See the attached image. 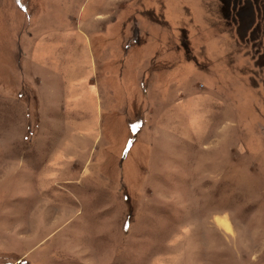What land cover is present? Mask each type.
Wrapping results in <instances>:
<instances>
[{"label": "rangeland", "instance_id": "rangeland-1", "mask_svg": "<svg viewBox=\"0 0 264 264\" xmlns=\"http://www.w3.org/2000/svg\"><path fill=\"white\" fill-rule=\"evenodd\" d=\"M0 264H264V0H0Z\"/></svg>", "mask_w": 264, "mask_h": 264}, {"label": "bare ground", "instance_id": "bare-ground-1", "mask_svg": "<svg viewBox=\"0 0 264 264\" xmlns=\"http://www.w3.org/2000/svg\"><path fill=\"white\" fill-rule=\"evenodd\" d=\"M219 222H220V224L224 225L225 227L227 226V223L221 222V221H219Z\"/></svg>", "mask_w": 264, "mask_h": 264}]
</instances>
